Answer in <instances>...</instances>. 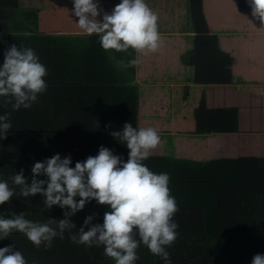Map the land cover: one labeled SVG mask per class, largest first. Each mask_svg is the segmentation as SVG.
I'll list each match as a JSON object with an SVG mask.
<instances>
[{
	"label": "crops",
	"instance_id": "obj_1",
	"mask_svg": "<svg viewBox=\"0 0 264 264\" xmlns=\"http://www.w3.org/2000/svg\"><path fill=\"white\" fill-rule=\"evenodd\" d=\"M240 1L247 2L202 0L204 22L198 29L191 0H146L157 14L162 44L133 66L128 64L136 55L132 49L105 51L97 36L80 32L71 0H0V63L8 45L23 44L35 50L48 70V88L37 103L12 111L0 98V114L8 111L12 125L35 130L43 127L39 120L46 122L56 113L63 120L50 128L56 145L52 153H41L35 141L32 145L15 136L0 140V171L9 169L5 164L19 167L45 154L51 157L65 145L77 160L98 152L101 145L126 160L128 149L115 138H87L81 133L97 125L118 131L125 122L158 132L159 143L143 163L153 172H167L170 181L205 176L199 169L224 168L240 158L264 159V27ZM117 3L101 0L106 11ZM198 70L206 83L195 82ZM60 128L64 131L58 133ZM29 204L32 212L23 209ZM92 206L99 207L98 217L108 210L95 200L84 209H97ZM10 211H24L31 220L41 214L45 221L63 214L58 206L44 208L39 194L12 197L0 205V212ZM78 214L72 217L77 229L84 220ZM12 244L29 264L33 259L38 264H78L79 254L91 248L73 244L67 233L48 249L34 247L18 232L0 241V247Z\"/></svg>",
	"mask_w": 264,
	"mask_h": 264
},
{
	"label": "clouds",
	"instance_id": "obj_2",
	"mask_svg": "<svg viewBox=\"0 0 264 264\" xmlns=\"http://www.w3.org/2000/svg\"><path fill=\"white\" fill-rule=\"evenodd\" d=\"M253 18L264 27V0H247ZM72 16L83 35H95L105 51H127L136 55L129 65L139 64L140 57L156 52L161 44L157 14L146 0H119L106 11L101 0H71ZM6 43V42H5ZM46 66L31 47L8 45L0 63V98L12 111L30 109L45 93L48 84ZM8 111L0 114V140L12 129ZM109 135L127 149V159L113 150L99 146L96 155L73 161L71 155L55 153L30 167L15 171L7 179L0 178V205L10 198H30L40 195L44 208L58 206L62 218L46 221L31 220L24 211L5 215L0 212V241L18 232L26 236L34 247H52L55 238L65 233L75 245L103 246V255L113 264H136L140 259L137 249L143 245L163 264H172L168 248L179 235V224L174 219L178 211L176 197L169 188L167 172H153L143 163L159 143L153 127H133L125 122ZM15 186V187H13ZM18 188V191L16 190ZM79 197V199H77ZM95 200L106 205L102 223H94L96 214L87 215L77 229L72 217L86 204ZM72 229H77L75 233ZM87 229V230H85ZM0 264H29L14 244L0 247ZM31 264H38L33 259ZM250 264H264V253L252 256Z\"/></svg>",
	"mask_w": 264,
	"mask_h": 264
},
{
	"label": "trees",
	"instance_id": "obj_3",
	"mask_svg": "<svg viewBox=\"0 0 264 264\" xmlns=\"http://www.w3.org/2000/svg\"><path fill=\"white\" fill-rule=\"evenodd\" d=\"M244 3L247 5L242 6L244 11H251L249 4ZM191 6L195 28L203 29L202 0H191ZM36 12L38 13L37 10ZM209 39H213V37H209ZM198 73L199 70L195 74V82L206 83L205 75L202 73L198 75ZM53 116L56 117L48 119L46 122L39 120L41 122L39 124H42L43 127L36 130L27 125L21 127L12 125V129L8 130L11 134L7 136L19 137V140L30 141L32 145L35 141L36 147L42 150L41 153L43 151L46 154L52 153L56 145L51 141L55 135L51 133L53 130L50 128L56 129L59 119L60 123L63 122L60 113ZM97 127L92 130L86 129L81 133L87 138L100 136L103 139H113L109 135V132L113 130L108 129L107 125L103 130L100 125ZM62 131L64 128H60L58 133ZM64 147L66 148L59 152L61 156L71 155V151L67 150V145ZM73 148L76 147L73 146ZM118 148L120 146L117 145ZM96 153L91 155L94 156ZM124 153H128V150H125ZM46 154L36 161H43ZM71 158L72 166L76 161H82L77 160L76 156L71 155ZM36 161H23L19 167L5 164L9 169L0 171V178L7 179L21 168L24 169V175L29 177L30 167ZM214 166V170L211 171L210 166L199 169V172L204 170L207 173L205 176L175 178L169 183L170 190L178 189L176 192L171 191L178 204V211L175 213L174 219L179 224V235L167 249L172 264H250L254 254L264 253V159L240 158L230 161L229 164L224 165V168ZM16 190L18 191V188ZM31 207L33 206L29 204L23 209L26 212H32ZM92 207L97 209L89 211L88 208H85L84 211L77 212L78 216L85 218L87 215L95 213L96 219L99 218V221L97 219L93 222L102 223L103 214L98 217L99 207ZM26 215L32 217V214ZM36 218L41 222L45 221L44 215L38 214ZM137 254L140 259L136 261V264H163L143 245L137 249ZM78 264H113V260L103 255V246H93L79 254Z\"/></svg>",
	"mask_w": 264,
	"mask_h": 264
}]
</instances>
